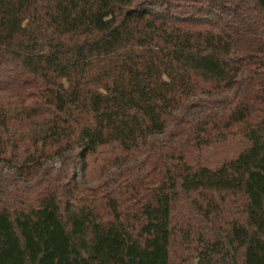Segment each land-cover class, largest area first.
I'll use <instances>...</instances> for the list:
<instances>
[{
  "label": "trees",
  "instance_id": "1",
  "mask_svg": "<svg viewBox=\"0 0 264 264\" xmlns=\"http://www.w3.org/2000/svg\"><path fill=\"white\" fill-rule=\"evenodd\" d=\"M0 264H264V0H0Z\"/></svg>",
  "mask_w": 264,
  "mask_h": 264
},
{
  "label": "rangeland",
  "instance_id": "2",
  "mask_svg": "<svg viewBox=\"0 0 264 264\" xmlns=\"http://www.w3.org/2000/svg\"><path fill=\"white\" fill-rule=\"evenodd\" d=\"M102 158L104 159V156H99V158H93L92 159V173H91V179L97 180L100 175H102L105 171H107L109 165H105L102 161Z\"/></svg>",
  "mask_w": 264,
  "mask_h": 264
}]
</instances>
